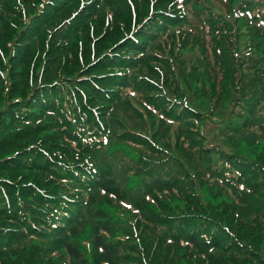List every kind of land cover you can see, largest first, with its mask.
Here are the masks:
<instances>
[{"label":"trees","instance_id":"16d2710c","mask_svg":"<svg viewBox=\"0 0 264 264\" xmlns=\"http://www.w3.org/2000/svg\"><path fill=\"white\" fill-rule=\"evenodd\" d=\"M215 1L0 0V264H264V0Z\"/></svg>","mask_w":264,"mask_h":264},{"label":"rangeland","instance_id":"374dc122","mask_svg":"<svg viewBox=\"0 0 264 264\" xmlns=\"http://www.w3.org/2000/svg\"><path fill=\"white\" fill-rule=\"evenodd\" d=\"M180 3H182L183 0H178ZM223 2V0H216L214 2V5H217V7H220V4ZM223 4V3H222ZM185 56H183L184 58ZM184 68L186 71V67L188 65V62H185L184 64ZM174 67L176 68V71L178 72L180 69V66H176L174 65ZM176 80V77H175ZM171 81V83H169L167 86V88L165 90H178V92L183 88V83L178 84V80L176 81ZM177 92V93H178ZM176 93V94H177ZM172 96L176 95L174 93H171ZM190 97L188 93H186V98ZM195 101V100H194ZM200 101V100H197ZM193 102V101H192ZM134 113L135 112H128L129 114V120H132V122L134 124L137 125L138 128L142 129H146L145 133L147 138L151 141V142H163L166 141L167 139L160 137V134L157 133L156 128L159 125L160 122V118H159V113H153L152 116L150 117L149 115L151 113H144L143 115V119L141 120L140 117H134ZM123 120H127V118H123L121 117ZM153 122H158V125H155L152 123ZM144 123H146V127L144 126ZM204 128L206 129V133L213 137L214 139L217 137V130L219 128L215 127V124L211 123L209 124L207 121H205L204 124ZM216 135V137H215ZM116 142V141H115ZM113 144L114 146V153H116V159L119 163H117V165L115 166L116 171H117V176H121V177H125V176H129V181L127 183V193L132 191L131 188H133L136 185V181L131 184V182L133 181V177L130 175L129 170H127L128 167H130V162L129 159L134 157V156H138L139 154L138 152L134 151V149L124 143V142H117ZM171 144H173L172 141H170ZM143 151V149H141L139 151V153H141ZM145 156H147L148 158H155V159H162L164 157V154H160L157 152H154L152 155H149L147 152H145ZM215 157H217V155H215ZM189 160L191 162H193L198 168H202L204 166L205 163H207L204 159V157L199 156L198 157H190ZM162 170H164L165 168H168L170 171H175L176 170V165L171 164V162H168V159L162 160L161 161V167ZM233 176H235L233 174ZM131 184V185H130ZM131 189V190H129ZM129 190V191H128ZM233 194V191L230 189V191L227 192L228 195V199L231 198V195ZM204 193H201V197H203ZM101 200V199H98ZM221 200V198H219V201ZM123 206V205H122ZM129 206V205H128ZM100 207L103 208L104 210H106L107 212H112V209L114 207L113 202H108L106 199H102L101 203H100ZM124 207V206H123ZM117 214H126V209L124 207V209H121L118 211ZM263 220V218H262ZM259 235V234H257ZM80 241L78 242L79 246L81 247V249L83 250V255L85 256L86 260L88 261V264H101V262L99 261V255L97 253V250L94 247L93 241H94V233L92 232L91 228L89 225H85L84 229L82 231V233L79 236ZM108 240V239H107ZM258 246L260 249H262L264 251V229L260 232V238L258 240ZM264 253V252H262ZM221 256V255H219ZM262 259L264 260V254ZM247 261V262H246ZM100 262V263H99ZM219 264H240L238 262L233 263L230 260H220L218 261ZM241 264H252L249 262L248 259H246L245 261L241 262ZM257 264V263H256Z\"/></svg>","mask_w":264,"mask_h":264}]
</instances>
